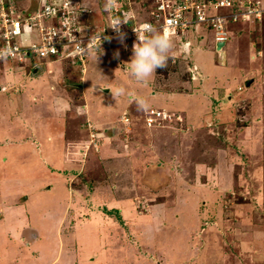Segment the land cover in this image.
Instances as JSON below:
<instances>
[{
  "label": "rangeland",
  "instance_id": "374dc122",
  "mask_svg": "<svg viewBox=\"0 0 264 264\" xmlns=\"http://www.w3.org/2000/svg\"><path fill=\"white\" fill-rule=\"evenodd\" d=\"M22 1L19 0V3ZM90 1L98 13L102 31L109 20L110 12L106 10L108 0H83L85 6ZM137 2L114 0L116 6L124 4L130 13L133 11L132 4H138ZM149 2L146 0L143 4L147 7ZM23 3L27 5L26 2ZM92 13L86 17L91 25ZM250 23L253 33L246 27L242 38L256 36L258 43H261L257 44L264 49V14L261 19H252ZM20 39L23 40L22 35ZM135 42L136 40L121 39L120 36L104 39L90 54L99 53L103 65L95 67L92 76L88 72L86 76L100 84L113 85L110 94L117 88V84L127 85L125 67H129V60L126 56L123 57L124 52L119 49L129 53V45H134ZM228 49L236 52L234 45L228 46ZM29 57L24 65H33L44 60L36 55ZM258 60L247 65L256 66L259 64ZM69 61L70 63L63 64L60 68H71V62L81 68L79 61ZM179 77L176 75L175 78ZM259 79L262 81L250 93H242L237 97L230 116L225 120L221 111L222 106L227 108L228 101L226 96H219L213 98L218 108H214L213 113L217 112L215 119L211 117L203 122L198 121L194 128L190 126L186 131L168 121H164V125L148 127L145 109L138 108L135 100L126 106H106L104 104L114 102L113 97L110 98V103H105L103 97H98L95 105H91V114L97 121L95 115L99 109L101 118L98 117V120L106 124H102L100 135L92 127V133L96 134L95 142L100 138L101 144V138L104 137L102 132L111 133L114 128L118 132L106 140L105 147L99 152L93 148L86 152L85 149L86 154L90 152V155L85 168H82L79 172L81 174L75 179L82 181L78 186L82 187L81 194L89 195V207L93 205V209L107 213L110 212L108 207H111L114 218L117 216L119 222L113 223L112 219L104 218L95 222L92 220L90 225L86 223L74 229L69 228L66 220L61 232V239L67 250L66 257L73 258L74 252H80L84 257L81 264H264V73ZM153 81L148 84L152 85ZM132 83L135 87L138 85L136 82ZM230 88L228 87V92L231 91ZM75 89L77 88L70 89L69 86L56 90L64 95V100L71 98L72 101V93L77 91ZM143 99L147 106L152 102L149 97ZM33 103L37 104L38 101ZM164 105L159 104L161 107ZM53 107L51 111L58 116L68 115L70 119L64 116L67 126L75 124L80 128L68 139H81L83 144L84 139L89 137L90 129V126L87 127L85 111L79 113L77 108L67 109L66 104L62 103ZM189 107L196 110L201 104L197 101L196 107L192 104ZM148 109L150 108H146ZM183 111L185 112L184 109ZM124 112L133 120V129H124L120 123L114 124L115 119ZM186 125L183 123V126ZM47 136L46 134L45 137ZM52 137V144L60 141L56 135ZM91 139L94 140V137L91 136ZM44 143L50 141L46 140ZM13 146L15 149L4 145L0 150V212H15L12 208L16 201L20 204L23 202L20 200L27 194L31 199L38 197L40 200L36 201V207H17V217L0 222V264H46L50 259V252L52 253L51 247L45 249L46 245L59 244L56 228L60 220L58 216L65 208L63 199L60 198L65 193V187L59 183L54 192L50 193L46 187H42L41 181L45 175L62 178L64 174H51L47 170L52 168L51 165L48 168L40 164L35 167L34 164L39 163L40 154L35 152L34 148L37 149V146L33 148L32 143L22 149L17 145ZM69 149L70 147L68 151ZM61 150L60 154L65 156V143H58L52 153L55 156ZM84 155L80 152L75 160L80 158L82 161ZM5 157L8 159L7 163L3 162ZM27 162L29 166L26 167ZM106 183L111 185L109 188L113 187V194H124V198L126 196L132 199L131 201L126 198L130 202L129 207L141 205L138 207L142 209L141 213L129 212L132 226L124 223L125 220L120 214L121 208L110 204L113 194L107 192L109 188L105 186ZM202 186L206 187V192L200 193L199 199L185 195L188 189L190 192L194 189L199 191ZM135 194H139V198L136 199ZM45 195L52 196L55 203L50 205L47 201L49 197H40ZM99 195L107 201L95 204L92 197ZM193 198L198 201V206L195 201L190 203ZM125 203L120 202L124 208L127 206ZM30 215L33 217L35 229L39 232L38 245L33 252L27 249L25 241L18 240L24 227L30 226ZM12 221L14 223L11 226L18 232L15 243H12V236L6 238L3 232L5 226ZM90 255L96 256V259L90 261ZM71 264H75L74 261Z\"/></svg>",
  "mask_w": 264,
  "mask_h": 264
},
{
  "label": "crops",
  "instance_id": "0c3cea01",
  "mask_svg": "<svg viewBox=\"0 0 264 264\" xmlns=\"http://www.w3.org/2000/svg\"><path fill=\"white\" fill-rule=\"evenodd\" d=\"M137 1L140 4L138 2V4H132L133 13L136 16L135 21L138 22L148 19L149 10L151 7L149 5L146 7L143 4V1L146 0ZM261 1L264 6V0ZM23 2H26L25 4L27 5L25 6ZM91 4L93 5V3L90 1V4H88V6L91 7L90 13H92V11H94V13H92L90 17L92 20L90 21L94 30L100 29L102 26L101 21L97 17L98 13L96 10H94V7L91 6ZM18 5L20 7L22 6L26 11H32L37 6V2L36 0H23ZM232 9V7H226L223 9V11L226 12ZM250 22H252V20L240 21L238 23H229L228 28L231 32V35L221 49H219L218 45H216L215 33L204 25H199L196 30H188L186 32V36L182 40L180 39L181 36H175L174 34H171L173 48L169 54V59L167 60L166 65L163 68L158 69L150 78L149 82L154 80L152 85H149V82L147 84L138 83L130 74V67H125L127 85L117 84L116 89L123 87L130 92L132 91V93L135 94V97L143 96L151 98L152 102L147 106V108L149 107L150 109L156 110L161 108L170 111H173L174 109L176 112H180L179 114L184 118L183 123L187 124L186 126H183V123L179 125L183 131L188 130L190 126L191 128H194L198 121L203 122V120H209L211 117L215 119L217 112L213 113L214 108H218L215 105L216 103L213 102V98L226 96V100L228 101L226 105L227 108L222 106L221 111V114L223 115L222 118L225 120L226 117L230 116V110L232 107H234L233 103L237 101V97L242 93L247 95L254 89V86L259 81H262L259 78L264 73V49L258 45L261 43H258L256 36L254 38H242L246 33V27L250 32H252L250 30ZM161 29L162 28H157V30ZM94 30L90 29L89 31ZM36 38L37 36L35 31L30 30L29 32L24 33V45H29V43ZM184 41H188L190 43V50L187 53L183 51L182 42ZM231 45L235 46V51L237 53H234L228 49V46L231 47ZM257 47L260 48L258 49ZM129 48L131 53H128L122 49L119 50L124 52V54H122L123 57L126 56V59H128L130 62L133 55V44L129 45ZM63 60L69 61L73 59L63 56L50 57L44 59L40 63H35L33 65H24L23 62H14L10 59L0 60V150L4 145H8L9 147L12 146L13 149H15L13 145H17L20 149H22L27 148L28 143H32L33 148L37 146V149L34 148L35 152H39L40 154L39 163L34 164L35 167H39L41 165L45 168H48L50 167L49 165H51L52 168L47 169L51 172V174H55L57 172L64 174L62 175V178H53L52 175H45L44 180L41 181L42 187H46L50 193L54 192L57 184L59 183L65 187V193L62 197H60L63 199L65 208L58 216L60 220L57 222L56 228V233L59 235V244L50 246L49 244L46 245L45 249L48 250L49 247L52 249V253L49 251L50 259L46 264H71L73 261L75 264H81L84 257L80 252H74L73 258L66 257L65 252L67 250L64 241L61 239L62 228H64L66 220L70 226L69 228L74 227V229L82 224L88 223L90 225L92 220L95 222L103 220L104 218L112 219L113 223L119 222L117 216L114 218V212H112L113 210L111 207H108V211H110L109 213L100 211L98 209H93V205L89 207V205H91V202L89 201V195L81 194L82 187H79L78 185H80V182L82 181H77V179H75L77 175L81 174L79 172H81L82 168H85L86 166V161L90 155V152L87 154L86 152L89 151V148H93L96 152H99L103 147H105L106 140L108 138H112L111 136H113V134H117L118 132L117 128H114L113 132L111 133L102 132L104 137L101 138V144L99 138V141L96 142L98 144V148H94V145L90 143L92 127H94L95 132L99 133L100 135L103 121L98 120V117L101 115L99 113L101 112L99 109L95 115V119L97 121L93 119V115L91 114V105H95L96 99L100 96L103 97L105 103H110V98L112 99L113 97L114 102H111V104L103 103L106 106H126V104H131V101L135 99L130 96L127 97V95H121L115 99L113 94H110L113 85L110 83L105 85L100 84L97 81H92V79L86 76L87 72L90 73V76H92L95 73V67L98 65H103V59L99 53H95L90 56L89 62L87 61L85 69H83L82 65L81 68L79 66H75L73 62H71V68H60V66L63 64L70 63V61L64 62ZM254 60H258L259 64L257 63L256 66H253L252 64H254ZM247 63L252 64L247 65ZM182 64H184V66ZM242 64L245 65L242 66ZM176 75H179L180 77L175 78ZM73 76L75 77L73 78ZM250 81L252 82L249 83ZM132 82H136L138 85L135 87V84ZM69 86L70 89L72 87L77 88L75 89L77 91L72 93V101L71 98L68 101L64 100V95L56 90L65 89ZM228 87H231V91L229 92ZM70 91L72 92V90ZM97 92L99 95H97ZM101 93L104 95L102 96ZM33 101H38V103H33ZM197 101L199 104H201V107H198L196 111L195 109L193 110L190 108L189 105L192 104L194 107H196ZM57 103H62L63 105L66 104L67 109L69 107L72 109L77 108L79 113L82 110L85 111L87 116L86 120L88 121L87 127L90 126V129L88 139H84V146L81 144V142H83L80 141L81 139H68L73 134L77 133L75 131L76 129L80 130V128L76 127L75 124L67 126L64 117H68L67 114L58 116L51 111V109H54L53 106H55ZM160 103L165 105L161 107L159 106ZM94 110L96 111L97 109ZM144 111L146 117L147 110L145 109ZM125 117L129 119L128 122H126L124 119ZM90 122L92 123V126ZM114 122L115 125L119 123L122 124L124 129L127 128L130 130L134 127L133 120L126 112L119 115ZM178 129L179 128L177 127V130ZM10 130H13L12 133L8 132ZM46 134L48 135L47 137H45ZM52 135H56L60 141L52 144ZM46 140L50 141V143H44ZM58 143H65V156L60 154L62 150L58 152L57 155H53L52 152ZM42 146H44L45 150ZM68 147H70L69 151ZM80 152L85 154L84 159L82 161L80 158L75 160L80 155ZM3 162H8L7 157L3 159ZM171 164L174 165L173 163ZM27 166H29L28 162L26 163V167ZM60 170H66V172L63 173ZM205 182L206 179L203 181V184H205ZM105 186L109 188L111 185L106 183ZM198 190L199 191H195L194 189L193 192H190L188 189V193H185V195L199 199V195L206 192V187L202 186ZM108 191L113 194V187H110L107 192ZM122 195L124 194H113L109 201L110 204H116L121 208L120 214L125 220L124 223L130 227L133 225V223L130 221L132 219H129V212H133L135 214L137 212L141 213L142 209L138 208L141 207V205H136V208L134 205L130 204L131 207H129L130 202L128 200L132 201V199L126 196L124 198ZM138 195L139 194H135V198ZM46 196L47 195L40 197ZM47 197H49V200L47 201L50 203V205L55 203V199H53L52 196ZM92 198L95 201V204H101V202L107 201L100 195L94 196ZM195 198H193L191 202L187 199L186 200L188 203H193L195 201L194 203L197 202L196 206H198V201H196ZM37 200L40 199L38 197H33V199H31L30 195L27 194L23 200H20L23 201L20 202V204L17 203L18 201H16L12 208L15 212H0V222H6L7 218L13 219L17 217V207L20 208L22 205L29 207L32 205L36 207ZM203 200L205 201V199H202V201ZM120 202L121 204L122 202H126L125 204H127V206L124 208ZM83 204L84 206H82ZM29 218L31 221L30 226L24 227L23 231L20 232L21 235L18 240L25 241L27 249L33 252L38 245L37 240L39 232L35 229L33 217L30 215ZM82 218H84L85 221H83ZM13 223L14 222L12 221L9 225H6L3 232L6 234V238L12 236V243H15L17 240L16 233L18 232H16V229L11 226ZM88 257L90 261L96 259V256L93 257L90 255Z\"/></svg>",
  "mask_w": 264,
  "mask_h": 264
},
{
  "label": "built area",
  "instance_id": "2783aa9c",
  "mask_svg": "<svg viewBox=\"0 0 264 264\" xmlns=\"http://www.w3.org/2000/svg\"><path fill=\"white\" fill-rule=\"evenodd\" d=\"M127 2L129 0H126ZM149 17L136 22L133 11L130 13L124 4L115 3L106 10L109 14L107 27L94 30L86 21L90 8L83 0H36L37 6L32 11L20 7L19 0H0V52H9L1 59L25 63L32 55L41 59L63 56L79 61L85 69L88 58L99 43L110 36H120L137 40L135 29L149 24L155 29L167 28L171 34L186 36L188 30H196L204 25L215 33V42L226 43L230 38L228 24L240 21L261 19L264 6L261 0H148ZM226 7H232L224 12ZM122 18H124L122 20ZM120 25L119 33L114 26ZM93 29L94 31H89ZM33 30L37 38L29 45H24V33ZM101 31V32H100ZM185 53L190 50L188 41L182 42ZM170 116L160 109L147 113L149 127L163 125V120ZM127 121V117L124 118ZM96 134L90 143L97 149ZM94 141V142H93Z\"/></svg>",
  "mask_w": 264,
  "mask_h": 264
},
{
  "label": "clouds",
  "instance_id": "9594fccd",
  "mask_svg": "<svg viewBox=\"0 0 264 264\" xmlns=\"http://www.w3.org/2000/svg\"><path fill=\"white\" fill-rule=\"evenodd\" d=\"M113 5L114 0H108L106 8ZM89 8L91 9V7ZM113 28L119 33L120 25ZM135 32L137 40L133 45L131 60L128 62L130 74L138 83L147 84L155 72L166 65L173 48L172 35L167 28L157 30L149 24H144L142 27L135 29ZM120 37L123 39L122 33H120ZM8 54L9 52L6 51L0 52V57H5ZM112 94L115 99L121 95H128L135 99L138 108H147V102L143 98L135 97L134 93L123 87L113 90Z\"/></svg>",
  "mask_w": 264,
  "mask_h": 264
},
{
  "label": "trees",
  "instance_id": "16d2710c",
  "mask_svg": "<svg viewBox=\"0 0 264 264\" xmlns=\"http://www.w3.org/2000/svg\"><path fill=\"white\" fill-rule=\"evenodd\" d=\"M99 44H100V43H99ZM150 110H152V109H150ZM150 110H147V111H146V115H147V113H148ZM155 110H156V109H155ZM160 110H161L162 112L167 113V114L170 116V118H165V119L163 120V125L166 124L164 121H168V122H170L171 124H178V125H180V124H182V123L184 122V118H183V116H181V115L179 114L180 112L170 111V110H164V109H161V108H160ZM94 148H95V147H94Z\"/></svg>",
  "mask_w": 264,
  "mask_h": 264
},
{
  "label": "water",
  "instance_id": "95a60500",
  "mask_svg": "<svg viewBox=\"0 0 264 264\" xmlns=\"http://www.w3.org/2000/svg\"><path fill=\"white\" fill-rule=\"evenodd\" d=\"M223 45H224V42H220V43L218 44V48L221 49ZM251 82H252V81H250L249 83H251Z\"/></svg>",
  "mask_w": 264,
  "mask_h": 264
}]
</instances>
